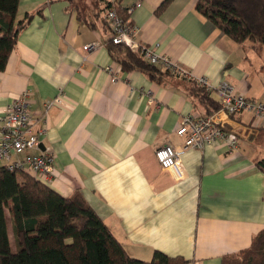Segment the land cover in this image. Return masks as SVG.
<instances>
[{
    "label": "crops",
    "instance_id": "obj_1",
    "mask_svg": "<svg viewBox=\"0 0 264 264\" xmlns=\"http://www.w3.org/2000/svg\"><path fill=\"white\" fill-rule=\"evenodd\" d=\"M198 1L172 0L160 12L164 0H119V7L134 9L128 18L142 45L157 47L193 79L205 78L212 89L227 82L239 95L264 102V46L255 50L253 42L230 40L196 10ZM73 2L20 0L16 22L32 19L0 71V118L27 91L34 117L45 101L65 94V106L52 109L35 151L55 156L48 186L65 198L81 193L139 260L150 261L158 251L188 264H222L249 248L264 230L258 164L264 119L222 116L239 139L236 149L219 141L185 152L180 179L163 170L156 150L168 143L182 147L177 130L183 117L205 112L193 100L199 87L174 75L152 79L123 69L113 84L107 68L118 62L106 46L104 4L84 0L79 10ZM92 43L96 49L85 51Z\"/></svg>",
    "mask_w": 264,
    "mask_h": 264
},
{
    "label": "trees",
    "instance_id": "obj_2",
    "mask_svg": "<svg viewBox=\"0 0 264 264\" xmlns=\"http://www.w3.org/2000/svg\"><path fill=\"white\" fill-rule=\"evenodd\" d=\"M95 1L103 3L105 11L114 8L111 0ZM19 2L0 0V71L6 69L21 30L32 19L27 15L24 20L16 22ZM171 2L164 0L157 12ZM73 5L75 9L80 7V4ZM115 9L124 20H129V10L124 11L119 3ZM196 10L237 44L253 42L255 50L264 46V0H199ZM106 46L125 71H141L152 79L172 76L169 71L163 72L148 64L129 48L115 45L111 34ZM196 90L194 103L197 99L205 109L201 117H210L221 109L220 103L206 89L200 87ZM226 131L231 130L226 128ZM258 164L264 171V160ZM9 222L15 250L11 245ZM0 264L188 262L158 251L150 261L132 257L81 193L65 198L28 172L9 171L4 165L0 167ZM222 264H264V230L254 237L249 248L239 254L225 256Z\"/></svg>",
    "mask_w": 264,
    "mask_h": 264
},
{
    "label": "built area",
    "instance_id": "obj_3",
    "mask_svg": "<svg viewBox=\"0 0 264 264\" xmlns=\"http://www.w3.org/2000/svg\"><path fill=\"white\" fill-rule=\"evenodd\" d=\"M114 8L105 11V21L115 45L124 46L138 53L148 64L161 67L172 75L192 80L193 75L189 71L178 67L168 57L158 54L157 47L142 45L137 40V29L129 20L116 11L119 0H111ZM138 3L136 8L141 7ZM133 8L128 14H132ZM97 43L84 47L85 51L96 49ZM111 82L116 84L120 81L119 74L122 71L119 64L107 68ZM199 86L206 88L209 92L216 89L209 87L205 78H198ZM221 111L210 117H201L188 114L183 117L177 130V135L184 141L182 147H176L168 143L156 150V159L165 171H172L178 178H182L181 160L185 152L195 149L203 151L208 145L219 141H227L230 149L238 147L239 139L232 133L226 131L221 120L222 116L230 117L242 113H251L255 119H264V102L256 101L235 93V90L224 83L217 89ZM27 91L22 96L14 99L2 112L0 118V167L6 165L9 171L28 172L35 179L49 185L55 177V156L50 152L35 153L43 143L47 133V124L52 109L63 108L66 104L65 94L60 90L59 95L50 101H45L42 110L36 117L31 112L29 95ZM19 157H22L18 159Z\"/></svg>",
    "mask_w": 264,
    "mask_h": 264
},
{
    "label": "rangeland",
    "instance_id": "obj_4",
    "mask_svg": "<svg viewBox=\"0 0 264 264\" xmlns=\"http://www.w3.org/2000/svg\"><path fill=\"white\" fill-rule=\"evenodd\" d=\"M75 5L76 4H80V6L82 5V6H84V0H74V2H73ZM73 7H74V5H73ZM176 77V76H175ZM183 79V78H182ZM186 80H188V79H186ZM189 81H191V82H194V83H196L197 84V82H196V79H192V80H189ZM224 83H227V82H222L221 84H220V86L221 85H223ZM234 90H235V93H237L238 94V92L236 91V89H235V87L234 86H232L230 83H228ZM197 86L200 88H202V89H206V88H204V87H202V86H199L198 84H197ZM219 86V87H220ZM219 87H217L216 88V90H214L213 92H209L207 89H206V91L208 92V93H210L211 95H213V94H216V96L218 97V102L220 103V99H219V95H218V93H217V89L219 88ZM239 95V94H238ZM246 97V96H245ZM248 98V97H247ZM259 101H261V100H259ZM220 105H221V103H220ZM221 109H222V105H221ZM221 109L219 110V111H221ZM218 111V112H219ZM253 115V114H252ZM254 116V115H253ZM231 117V116H230ZM254 119H255V117H254ZM9 231H10V234H11V245H12V248H13V250H15V243H14V237L12 236V233H11V224H10V222H9Z\"/></svg>",
    "mask_w": 264,
    "mask_h": 264
}]
</instances>
